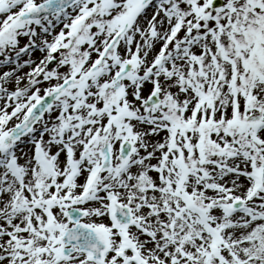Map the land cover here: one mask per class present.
Instances as JSON below:
<instances>
[{
    "label": "snow or ice",
    "instance_id": "obj_1",
    "mask_svg": "<svg viewBox=\"0 0 264 264\" xmlns=\"http://www.w3.org/2000/svg\"><path fill=\"white\" fill-rule=\"evenodd\" d=\"M0 68V264H264V0H0Z\"/></svg>",
    "mask_w": 264,
    "mask_h": 264
},
{
    "label": "bare ground",
    "instance_id": "obj_2",
    "mask_svg": "<svg viewBox=\"0 0 264 264\" xmlns=\"http://www.w3.org/2000/svg\"><path fill=\"white\" fill-rule=\"evenodd\" d=\"M34 56L35 57H39L40 56V53L39 52H36V53H34ZM5 70H8L7 68H2V69H0V73H2L3 71H5Z\"/></svg>",
    "mask_w": 264,
    "mask_h": 264
},
{
    "label": "rangeland",
    "instance_id": "obj_3",
    "mask_svg": "<svg viewBox=\"0 0 264 264\" xmlns=\"http://www.w3.org/2000/svg\"><path fill=\"white\" fill-rule=\"evenodd\" d=\"M24 42H26V40H22V41H21L22 44H23ZM0 69H2V68H0ZM26 70H27V69H25V71H26Z\"/></svg>",
    "mask_w": 264,
    "mask_h": 264
}]
</instances>
